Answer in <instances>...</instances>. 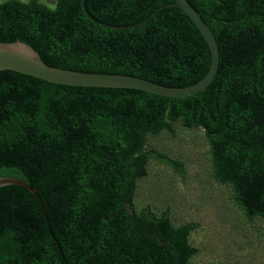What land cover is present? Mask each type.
Segmentation results:
<instances>
[{
    "label": "trees",
    "instance_id": "trees-1",
    "mask_svg": "<svg viewBox=\"0 0 264 264\" xmlns=\"http://www.w3.org/2000/svg\"><path fill=\"white\" fill-rule=\"evenodd\" d=\"M215 37L219 64L206 90L168 98L129 89L50 84L0 72V264H192L194 223L169 210H137L151 160L184 175L179 161L147 147L201 129L213 180L229 187L248 221L264 220V0H187ZM176 0H85L113 26L136 24ZM23 42L54 68L130 75L168 87L199 82L209 49L169 7L124 30L94 23L82 0H0V42Z\"/></svg>",
    "mask_w": 264,
    "mask_h": 264
},
{
    "label": "rangeland",
    "instance_id": "rangeland-1",
    "mask_svg": "<svg viewBox=\"0 0 264 264\" xmlns=\"http://www.w3.org/2000/svg\"><path fill=\"white\" fill-rule=\"evenodd\" d=\"M174 129V137L167 132L150 137L147 147L179 161L184 175L160 161H149L146 176L137 184L135 208L148 207L155 214L168 209L175 226L194 223L190 243L198 254L192 264H264V220L248 221L229 187L213 180L203 131L180 123Z\"/></svg>",
    "mask_w": 264,
    "mask_h": 264
},
{
    "label": "water",
    "instance_id": "water-1",
    "mask_svg": "<svg viewBox=\"0 0 264 264\" xmlns=\"http://www.w3.org/2000/svg\"><path fill=\"white\" fill-rule=\"evenodd\" d=\"M82 5L85 14L94 23L115 30H124L143 25L148 20L153 18L157 13L166 8H178L185 16L189 18V20L204 39L209 49L210 66L207 74L194 85L175 88L160 85L146 79L130 75L82 73L58 69L46 65L40 58L39 54L32 47L19 41L0 42V72L13 71L55 85L84 88L129 89L168 98H185L192 96L198 92L206 90L208 85L214 79L219 64V52L215 37L207 24L202 20L201 16L195 11V9L188 3L187 0H176L174 3L163 5L144 20L129 26H113L99 22L88 14L85 0H82ZM9 185L25 188L41 205L40 198L37 195L35 189L28 186L25 182L12 177H0V187Z\"/></svg>",
    "mask_w": 264,
    "mask_h": 264
}]
</instances>
